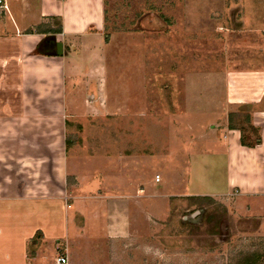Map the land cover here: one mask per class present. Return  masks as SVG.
Returning a JSON list of instances; mask_svg holds the SVG:
<instances>
[{
  "label": "rangeland",
  "instance_id": "rangeland-1",
  "mask_svg": "<svg viewBox=\"0 0 264 264\" xmlns=\"http://www.w3.org/2000/svg\"><path fill=\"white\" fill-rule=\"evenodd\" d=\"M256 25L264 0H105L82 62L92 80L76 85L60 145H23L20 159L2 147L0 188L47 197L0 206V228L25 221L28 264L66 249L70 264H235L253 252L264 264V207L251 217L234 199L184 196L198 134L262 75ZM11 74L0 73V118L16 107ZM7 227L0 263L15 264L24 245Z\"/></svg>",
  "mask_w": 264,
  "mask_h": 264
},
{
  "label": "crops",
  "instance_id": "crops-1",
  "mask_svg": "<svg viewBox=\"0 0 264 264\" xmlns=\"http://www.w3.org/2000/svg\"><path fill=\"white\" fill-rule=\"evenodd\" d=\"M6 1L8 10H0V73H5L6 77L12 73L10 77H13L19 94L16 107L11 110L13 114L0 118V155L2 147H11L15 153H8L20 159L23 155L17 151L23 145H60L57 137H64L69 114L77 111L73 108L79 103L76 85L92 80L87 77L88 72L82 62L85 55H90L84 51L88 50L92 36L105 30V0ZM57 20L62 30L54 35L56 53L57 43L61 42L63 54L33 53L47 35L46 28L59 26ZM241 20L245 27L243 13ZM41 25L39 31L37 27ZM250 32H254L252 34L259 40L253 44L259 49L258 53L255 51L253 65L261 69L262 75L260 78L243 79V84L236 91L229 92L230 109L221 105L222 116L213 119L204 135L198 134L195 147L197 144L202 148L189 154L192 172L185 185L184 196L234 199L237 207L251 213L252 217L258 215L253 211L257 204L261 209L264 207V25H256ZM50 43H46L49 51L54 49V44ZM82 76L84 81L80 79ZM242 106L251 108L241 111ZM231 113H249L252 124L260 130L261 142L251 147L243 145L241 131L229 126ZM29 187L30 192L24 189L21 193L0 188V206L6 205L4 207L7 208L11 202L47 198L45 194L36 195L34 189L41 191L39 186ZM5 219H2L0 228L2 233L8 225L5 234L11 233V242L19 240L24 245L23 250L15 255V264H28L24 249L32 236H23L25 221L13 224ZM14 219L16 221L18 217ZM115 238L116 235L111 240ZM40 257L42 254L37 252L32 264H42L43 257Z\"/></svg>",
  "mask_w": 264,
  "mask_h": 264
},
{
  "label": "trees",
  "instance_id": "trees-1",
  "mask_svg": "<svg viewBox=\"0 0 264 264\" xmlns=\"http://www.w3.org/2000/svg\"><path fill=\"white\" fill-rule=\"evenodd\" d=\"M59 26L58 27H47L45 34V38L37 45V47L33 50L35 54H46V55H56V40L54 35L60 33L61 23L57 20ZM38 26L37 29L40 31L42 28ZM54 44V49L47 50L46 43ZM239 110L244 111V106H242ZM229 126L230 128H236L241 131V143L245 146H255L256 144L261 142L260 130L255 127L250 119V115H244L243 113H231L229 116ZM259 253H249V254H241L238 258V261L235 264H258L260 261Z\"/></svg>",
  "mask_w": 264,
  "mask_h": 264
},
{
  "label": "built area",
  "instance_id": "built-area-1",
  "mask_svg": "<svg viewBox=\"0 0 264 264\" xmlns=\"http://www.w3.org/2000/svg\"><path fill=\"white\" fill-rule=\"evenodd\" d=\"M8 9L7 1L6 0H0V9ZM159 177H157L158 180ZM55 264H70V258L68 254V250L66 249L63 252H60L58 256L56 257Z\"/></svg>",
  "mask_w": 264,
  "mask_h": 264
},
{
  "label": "water",
  "instance_id": "water-1",
  "mask_svg": "<svg viewBox=\"0 0 264 264\" xmlns=\"http://www.w3.org/2000/svg\"><path fill=\"white\" fill-rule=\"evenodd\" d=\"M57 54L58 55H62L63 54V44L61 42L57 43Z\"/></svg>",
  "mask_w": 264,
  "mask_h": 264
}]
</instances>
